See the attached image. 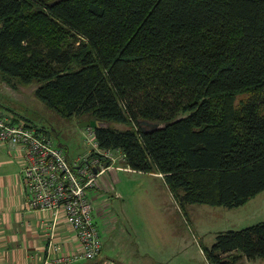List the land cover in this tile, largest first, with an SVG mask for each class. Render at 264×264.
<instances>
[{"label":"trees","instance_id":"obj_1","mask_svg":"<svg viewBox=\"0 0 264 264\" xmlns=\"http://www.w3.org/2000/svg\"><path fill=\"white\" fill-rule=\"evenodd\" d=\"M0 73L100 121L98 148L161 174L181 205L264 190V0H0ZM202 251L264 261V220Z\"/></svg>","mask_w":264,"mask_h":264},{"label":"rangeland","instance_id":"obj_2","mask_svg":"<svg viewBox=\"0 0 264 264\" xmlns=\"http://www.w3.org/2000/svg\"><path fill=\"white\" fill-rule=\"evenodd\" d=\"M9 81L16 84L9 83L0 73V110H12L33 124L49 129L55 144L68 146L71 160L85 151V139L79 131V123L86 120V115L63 118L34 94L38 82L21 84L16 79ZM244 97L240 95L238 98ZM90 139L93 140L92 137ZM88 143L91 144L90 141ZM117 175L122 180L117 189L123 196L113 200L116 224L123 219L130 232L129 237L134 239L136 236L139 250L148 251L152 257L158 256L163 249H169V253L179 250L175 257H185L183 264H208L200 250L214 242L219 231L239 230L264 220V201L260 203L262 196L232 208L201 203L181 205L156 173L117 171ZM181 246L183 254H180ZM107 249V244H104L103 252L106 253ZM107 254L111 252L108 250ZM112 258L120 260L119 257ZM252 263L263 264L260 260Z\"/></svg>","mask_w":264,"mask_h":264},{"label":"crops","instance_id":"obj_3","mask_svg":"<svg viewBox=\"0 0 264 264\" xmlns=\"http://www.w3.org/2000/svg\"><path fill=\"white\" fill-rule=\"evenodd\" d=\"M79 127V131L84 135L86 126L79 124ZM58 146L64 149L72 163L87 156L90 150L85 142V151L71 160L68 146L63 144ZM113 154L115 156L114 166L116 165L117 168L113 166V168L105 170L96 178L95 185L87 192L93 204L94 221L102 234V250L93 260H81L73 264H183L186 262L185 257H175L179 254V250L169 253V249H163L156 257H152L148 251L142 252L139 250V241L135 239L136 236L134 239L129 237L130 232L124 225L123 219H120V222L116 224L117 212L113 200L123 196L117 189L118 184L122 181L121 177H118L117 171L145 172L136 171L126 166L120 150H113ZM21 160L22 152L20 150L0 144V264H44L47 240L52 225L54 235L60 241L64 251H73L77 247V242L74 232L63 217L59 215L53 224V217L49 211L27 207ZM119 167H123V169ZM156 174L161 176L159 173ZM263 191L249 199L246 204L261 196L260 203L264 201ZM109 238L113 240L110 241ZM104 244L108 246L106 253L103 252ZM108 250L111 252L110 255L107 254ZM200 252L203 253L201 250ZM183 253L181 246L180 254ZM112 257L117 259L119 257L120 260ZM258 260L264 264V261L259 258L247 260L245 257H241L234 264H254L252 262H258ZM208 264H210L209 261Z\"/></svg>","mask_w":264,"mask_h":264},{"label":"built area","instance_id":"obj_4","mask_svg":"<svg viewBox=\"0 0 264 264\" xmlns=\"http://www.w3.org/2000/svg\"><path fill=\"white\" fill-rule=\"evenodd\" d=\"M85 130L84 139L91 148L87 156L72 163L64 149L40 125L12 111H0V144L22 152L21 173L27 207L49 211L53 224L60 215L76 238L77 247L64 251L52 225L44 264L92 260L102 250V234L94 221L93 204L87 192L100 174L113 168L115 157L113 150L98 148L92 127L87 126Z\"/></svg>","mask_w":264,"mask_h":264},{"label":"water","instance_id":"obj_5","mask_svg":"<svg viewBox=\"0 0 264 264\" xmlns=\"http://www.w3.org/2000/svg\"><path fill=\"white\" fill-rule=\"evenodd\" d=\"M81 126H89V127H99L102 125V123L98 120H95V119H89V120H83L79 123ZM152 127L154 126L153 124H150ZM93 171H95V169H93Z\"/></svg>","mask_w":264,"mask_h":264}]
</instances>
